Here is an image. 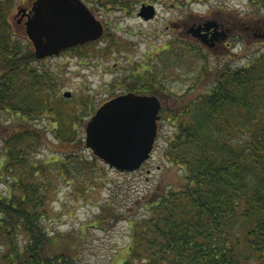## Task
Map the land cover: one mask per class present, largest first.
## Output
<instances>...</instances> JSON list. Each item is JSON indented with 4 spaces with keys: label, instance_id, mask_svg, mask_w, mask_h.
Instances as JSON below:
<instances>
[{
    "label": "trees",
    "instance_id": "trees-1",
    "mask_svg": "<svg viewBox=\"0 0 264 264\" xmlns=\"http://www.w3.org/2000/svg\"><path fill=\"white\" fill-rule=\"evenodd\" d=\"M86 1L93 9L124 11L145 2H190ZM249 1L247 18L264 19V0ZM13 5V0H0V110L11 116L0 126V179L5 186L0 192V249L4 250L0 258L7 264H78L85 234H51L46 227L51 181L44 179L47 162L37 158L46 130L32 123L50 113L55 135L69 141L65 127L69 113L54 102L52 85L44 93L52 73L34 65L40 60L33 44L24 43L14 31ZM104 35L114 36L108 28ZM90 43L96 41L85 45ZM178 52L177 59L190 53L195 62L203 61L198 72L208 80L191 98L176 95L163 83L159 91L151 90L158 94L168 90L174 103L181 105L178 111L167 109L174 128L165 156L170 164H181L183 186L146 196L147 215L129 216L131 244L118 264H264V51L255 50L252 58L247 51L249 62L238 67L226 60L220 63L222 57L210 66L211 52L198 42L184 40ZM145 68L134 77L137 84L151 86L158 76ZM162 103L163 118L167 101ZM78 105L70 108L80 122L95 112L85 99ZM85 123H81L83 133ZM72 134L75 137L74 130ZM84 139L81 135V146L86 145ZM78 158L82 163L84 157ZM56 161L62 163L60 158ZM64 167L68 171V165ZM73 168L79 175L84 169L81 164ZM97 217L95 222L110 223L123 214L107 205Z\"/></svg>",
    "mask_w": 264,
    "mask_h": 264
},
{
    "label": "rangeland",
    "instance_id": "rangeland-1",
    "mask_svg": "<svg viewBox=\"0 0 264 264\" xmlns=\"http://www.w3.org/2000/svg\"><path fill=\"white\" fill-rule=\"evenodd\" d=\"M13 1L12 26L17 36L27 43V18L18 14V9L29 0ZM83 1L114 36L104 35L105 37L102 36L96 43L83 45L34 63L52 73L53 78L45 85L44 93L47 94V87L52 85L49 92L54 102H57L65 113H69L65 127L69 132L67 138L70 140L63 141L55 135L50 113L32 123L46 130V137L40 146L41 155L37 156L47 162L48 174L44 179L51 181L45 206L50 214L46 227L51 234H85L78 264H118L127 257L131 244L129 216H146L144 205L149 199L147 197H152V194L153 197L158 196L171 187L179 189L183 186L184 170L181 164H170L165 156L167 140L174 128L173 120H168L167 109L174 108L178 111L176 107L181 105L174 103L173 98L167 101L164 108L167 117L159 121V134L152 156L141 168L134 171H120L100 158L96 160L92 150L79 143L81 135L86 136V133L82 132L81 123L87 122L101 104L136 85L134 74L141 72L145 67L157 74L159 85L165 84L176 95L188 94L187 98H191L190 96L199 93L208 81L198 72L203 61L195 62L190 53L187 58H176L180 54L178 51L182 52L184 40L206 46L211 52L210 66L216 65L219 57H222L220 63L226 60L238 67L249 62L245 54L242 55L243 52L249 51L251 57L255 50L264 51V37H258L263 41V45H257L261 42H254L257 36L252 34V23L247 22L245 18L249 0H190L185 5L165 1L149 2L156 10L154 18L149 20L139 16L143 4L133 8V11H124L113 7L93 9L90 3ZM206 21L232 25L230 40H233V33H237L244 38V42L256 45H249L248 49L238 44L229 50L223 49L221 45L212 49L215 45L208 46L190 31L192 26H203ZM31 48L33 49V46ZM65 92H70L71 95L64 96ZM84 99L95 112L89 117L85 115L80 118V122L72 116L74 112L70 107L75 110ZM10 120V114L0 110V125L7 124ZM72 130L75 131V137ZM80 155L84 157L82 163L78 158ZM58 158L62 163L56 161ZM63 162H67L68 171L63 169L66 165H63ZM80 164L84 168L79 172L81 175L73 168L79 167ZM4 189L0 179V192ZM107 205L114 213H122L123 217L110 223L95 222ZM1 249L0 253L3 254L4 250ZM0 264L7 263L0 258Z\"/></svg>",
    "mask_w": 264,
    "mask_h": 264
},
{
    "label": "water",
    "instance_id": "water-1",
    "mask_svg": "<svg viewBox=\"0 0 264 264\" xmlns=\"http://www.w3.org/2000/svg\"><path fill=\"white\" fill-rule=\"evenodd\" d=\"M155 12L154 5L143 4L139 16L149 20ZM18 14L27 18L26 33L37 59L58 56L76 45L101 38L105 32L103 22L83 0H35L30 9L19 7ZM194 27L190 31L208 46L226 37L224 30L219 31L217 21ZM161 108L156 95H117L104 102L86 122L85 144L111 167L134 171L152 155Z\"/></svg>",
    "mask_w": 264,
    "mask_h": 264
},
{
    "label": "flooded vegetation",
    "instance_id": "flooded-vegetation-1",
    "mask_svg": "<svg viewBox=\"0 0 264 264\" xmlns=\"http://www.w3.org/2000/svg\"><path fill=\"white\" fill-rule=\"evenodd\" d=\"M32 2H33V0H29V2L26 4V7L31 8ZM247 17H245L247 19V22L252 23V26L250 27L252 30V34H254L255 37L257 36L256 37L257 40L254 42H261V43H257V45H263V41L261 39L259 40L258 37H261V36L264 37V19L255 18V19L250 20ZM254 20H257V21L254 22ZM231 26L232 25H225L224 23L219 24V30H224L226 37L224 40L217 41L215 43L214 48H212V49L219 48V46L221 45V47H224L223 49L229 50L231 47L235 46L236 44H238V45L241 44L242 41L240 38H242V37L237 35V33H235V34L233 33V38H232L233 40L229 39L230 36L232 35ZM212 32H213V30L209 31L210 36L212 35ZM236 41H239L240 43H237ZM233 42H234V44H233ZM243 45L248 49L249 45H256V44L250 43V42H244V40H243ZM243 54L247 55L246 51H245V53L243 52L242 55ZM248 55H249V53H248ZM153 83L154 84H152L151 86L149 84L148 85L141 84L139 87L144 90L143 91L144 93L152 94L151 90H153L154 92L160 90V88H159L160 85L155 81Z\"/></svg>",
    "mask_w": 264,
    "mask_h": 264
},
{
    "label": "bare ground",
    "instance_id": "bare-ground-1",
    "mask_svg": "<svg viewBox=\"0 0 264 264\" xmlns=\"http://www.w3.org/2000/svg\"><path fill=\"white\" fill-rule=\"evenodd\" d=\"M147 4H149V2ZM152 18H154V17H152ZM243 40H244V38L242 37L241 38V41H243ZM236 42L237 43H240L239 41H236ZM140 85L141 84H136L134 86L129 87L128 90H127V92H135V93H137L138 89L140 88L139 87ZM127 92H125V93H127ZM168 93H169L168 91H163V92H160L159 94L158 93H153V94L156 95V96H158L159 99L161 100V103H162L163 101H170L172 99V97ZM121 94H124V93H121ZM161 112H162V108H161V110L159 112L160 119L158 120V134H159V121L162 118V113Z\"/></svg>",
    "mask_w": 264,
    "mask_h": 264
}]
</instances>
